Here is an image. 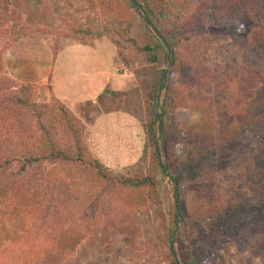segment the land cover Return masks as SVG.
I'll list each match as a JSON object with an SVG mask.
<instances>
[{"label":"trees","instance_id":"16d2710c","mask_svg":"<svg viewBox=\"0 0 264 264\" xmlns=\"http://www.w3.org/2000/svg\"><path fill=\"white\" fill-rule=\"evenodd\" d=\"M126 1L128 6L116 8L115 15L138 13L153 30L155 35L151 31L148 35L153 43L122 38L112 31H60L30 12L26 0H0V264H50L60 257L62 231L85 242L114 221H128L146 208V189L157 184L158 175L167 174L158 133L174 139L176 147L187 152L193 144L180 110L202 116L196 135L215 132L217 114L212 99L190 88L182 89L172 80L187 47L196 52L201 42L207 43L210 24L225 27L227 21L232 25L226 34L241 51L264 50V0ZM45 37L53 38L54 58L62 39L80 43L107 39L139 84L144 63H148L152 71L148 91L141 95L136 88L128 92L105 90L92 104L99 109L98 115L84 123L54 96L42 99L41 86L22 84L4 74L3 56L14 43ZM220 80L215 81L224 82L221 91L231 99L225 104L220 136L224 144L232 139L240 143L252 124L246 110L257 90H264V69L244 67L243 73ZM116 112L128 114L142 126L145 145L138 164L149 158L152 175H124L93 155L88 126L102 114ZM257 116L259 121L264 118V114ZM216 147L211 146L201 164L210 160L211 149ZM258 153H264V129ZM251 192L252 199L217 217L219 236L238 238L249 227L264 223V190ZM177 198L176 194L178 205Z\"/></svg>","mask_w":264,"mask_h":264},{"label":"rangeland","instance_id":"374dc122","mask_svg":"<svg viewBox=\"0 0 264 264\" xmlns=\"http://www.w3.org/2000/svg\"><path fill=\"white\" fill-rule=\"evenodd\" d=\"M26 3L30 12L37 13L53 29L112 31L122 38L153 43L148 36L153 30L138 13L115 15L116 8L128 6L126 0H26ZM226 24L227 21L225 27L210 24L207 43L201 42L196 52L188 46L186 55L181 54L177 74L172 76L182 89L190 88L212 99L217 114L215 132L203 131L196 135L202 116L180 110L181 122L184 126L186 123L193 144L187 152L178 149L174 139L158 133L161 162L167 174L158 175L157 184L146 189V208L128 221H114L85 242L62 231L58 239L60 257L50 264H264V223L249 227L238 238L221 237L216 227V219L222 212L252 199V189L259 193L264 190V153H258L264 118L259 121L257 116L264 114V90H257L255 100L246 110L252 124L243 141L237 143L232 139L224 144L220 135L225 126V104L231 99L221 91L220 84L224 82L215 81L219 78L225 81L236 72L243 73L244 67L263 70L264 50L241 51L226 34L233 26ZM42 39L53 40L52 37ZM68 41L62 39L60 44ZM115 63L118 73L129 77L113 79L112 87L121 86V91L127 92L136 88L141 95L148 91L152 71L146 61L140 84L134 74L128 73L118 55ZM98 113L99 109L92 104L80 109L84 123L92 121ZM138 134L134 153L138 144L141 147L145 144L143 128ZM215 145L218 147L211 149L210 160L201 164L208 157L207 151ZM149 162L147 158L144 163L115 171L132 177L150 176Z\"/></svg>","mask_w":264,"mask_h":264},{"label":"crops","instance_id":"0c3cea01","mask_svg":"<svg viewBox=\"0 0 264 264\" xmlns=\"http://www.w3.org/2000/svg\"><path fill=\"white\" fill-rule=\"evenodd\" d=\"M116 60L117 49L105 38L61 43L56 58L53 41L28 38L14 43L4 54L3 67L7 77L41 86L42 99L52 95L82 119L80 109L96 104L105 90H122L111 84L113 79L129 77L118 73ZM141 129L139 122L126 113L102 114L88 126L91 151L113 170L132 167L143 155L144 146L140 144L137 152L133 151Z\"/></svg>","mask_w":264,"mask_h":264},{"label":"built area","instance_id":"2783aa9c","mask_svg":"<svg viewBox=\"0 0 264 264\" xmlns=\"http://www.w3.org/2000/svg\"><path fill=\"white\" fill-rule=\"evenodd\" d=\"M126 73V72H125Z\"/></svg>","mask_w":264,"mask_h":264}]
</instances>
